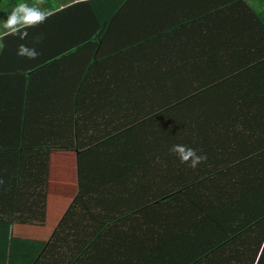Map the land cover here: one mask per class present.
Listing matches in <instances>:
<instances>
[{"label":"crops","instance_id":"crops-1","mask_svg":"<svg viewBox=\"0 0 264 264\" xmlns=\"http://www.w3.org/2000/svg\"><path fill=\"white\" fill-rule=\"evenodd\" d=\"M150 1L149 9L144 0L118 7L113 23L110 3L66 7L28 29L27 39L3 41L0 209L44 210L37 212L39 219L51 223L54 209L67 208L79 188L87 187L84 201L102 205L109 217L119 215L121 236L130 239L127 233L145 228L148 219L187 224L195 206L185 197L188 179L209 173L212 185L191 187V197L200 199L207 191L203 199L209 204L219 199L220 170L234 164L231 155H215L217 145L221 150L232 135L215 114L230 108L208 104L207 98L235 95L239 81L253 78V66L264 60V45L246 39L257 0H244L248 12L232 6L168 25L166 32L163 23L183 16L185 0L166 7L161 0ZM53 3L52 13L78 2L44 0L40 6ZM12 9L0 6V30ZM37 37L42 39L34 43ZM140 39L146 41L135 44ZM20 44L35 47L39 57L18 56ZM241 89L247 91V84ZM204 110L210 112L209 124L192 119ZM175 144L206 154L207 160L192 169L169 151ZM155 190L185 194L161 214L162 204L139 210ZM58 222L50 229L25 226L26 233L19 234L48 240L58 234ZM69 234L62 229L59 240Z\"/></svg>","mask_w":264,"mask_h":264},{"label":"trees","instance_id":"trees-1","mask_svg":"<svg viewBox=\"0 0 264 264\" xmlns=\"http://www.w3.org/2000/svg\"><path fill=\"white\" fill-rule=\"evenodd\" d=\"M20 1L0 0V6L12 8ZM161 1L163 7H166L167 2L174 3L177 0ZM130 2L133 4L135 0H87L69 7L110 3L108 6L113 11L108 18L113 23L115 9L128 7L132 5ZM144 2V8L149 9L151 1ZM183 2L186 7L183 16L180 19L175 17L168 24L163 23L161 32H166L168 25L177 22L184 25L195 16L217 15L232 6H242L248 12L249 6L244 0ZM257 5L258 11L249 16L251 22H248L246 39L264 45V0H257ZM55 6L53 3L43 6V9L52 10ZM63 11L53 12L49 18ZM140 40L135 44L146 41ZM252 71L253 78L239 81L240 90L235 95L217 97L215 101L216 98L212 101L210 97L207 98L208 104L213 106L229 105L230 109L215 114L226 125L224 131L232 134L227 143L224 138L221 150L217 145L215 155H231L230 161L234 164L231 170H220V174L223 173V184L214 205L203 199L207 191L200 199L191 197L190 193L191 187L197 184L212 185L209 173L197 176L195 180L188 179L184 186L186 194L182 190H155L145 198L139 210L162 204L164 207L158 213L161 214L185 194L195 205L192 214L185 217L184 222L187 224L148 219L145 228L138 225L133 234L127 233L130 239L121 236L119 215L110 218L102 205L89 201L87 204L84 201V195H88L87 187L79 188V193L67 208L54 209L51 214L55 221L50 218L51 223L39 219L37 212L44 214V210L30 213L18 206L2 208L0 264H264V60L256 62ZM241 83L247 84V91L241 89ZM193 114V120L208 124L212 121L208 110ZM211 154L214 155L213 152ZM11 162L14 167L18 166L15 159ZM144 193L146 191L141 195ZM56 219L59 221L56 229L58 234L48 240L20 236L26 233L23 230L25 226L43 225L50 229ZM166 223L167 229L164 227ZM62 229L69 231L67 236L71 237L59 240L61 238L58 235ZM164 234L167 235L165 239Z\"/></svg>","mask_w":264,"mask_h":264},{"label":"clouds","instance_id":"clouds-1","mask_svg":"<svg viewBox=\"0 0 264 264\" xmlns=\"http://www.w3.org/2000/svg\"><path fill=\"white\" fill-rule=\"evenodd\" d=\"M43 2L44 0H38V3L33 5L19 2L13 7L10 14L7 15V19L3 22L2 30H0V51L3 50V41L7 37H17L20 40L27 39L28 29L43 24L53 14L51 11L45 10L40 6ZM76 2H84V0H76ZM69 6L73 5H65L60 10H65ZM41 39L42 37H37L34 43H39ZM17 55L29 60H35L39 57L40 53L35 47L20 44L17 48ZM169 151L178 158L180 163L187 164L192 169L197 168L207 160L206 154H198L197 150L183 144H175Z\"/></svg>","mask_w":264,"mask_h":264}]
</instances>
